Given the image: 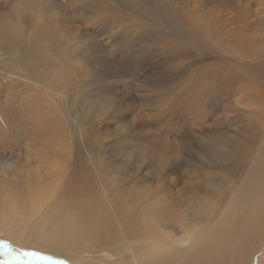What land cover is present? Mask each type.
Segmentation results:
<instances>
[{
    "label": "rangeland",
    "instance_id": "rangeland-1",
    "mask_svg": "<svg viewBox=\"0 0 264 264\" xmlns=\"http://www.w3.org/2000/svg\"><path fill=\"white\" fill-rule=\"evenodd\" d=\"M235 2L213 10L221 26L231 24L239 33L222 28L218 39L209 36L208 42L214 49L213 40L232 44L229 57L234 61L226 67L238 69V59L248 64L264 61V0ZM198 5L199 0H0V204L7 194L26 191L27 182L66 183L74 170L85 179V168L99 171L103 187L99 184L98 193L105 188L116 202L125 192L132 199L122 205L131 208L145 198L146 188L138 183L124 189L121 177L138 168L146 173L165 166V183L169 178L172 188H183L187 172H194L178 166L180 159L173 165L181 150L183 122L167 114L182 109L175 96L184 89L186 77L207 75L220 63L213 53L205 57L195 47L189 57L183 55L170 31L152 19H170L184 30L191 19L196 33L201 29L193 21L201 22ZM239 13L246 14L247 21L232 25ZM248 51L261 58L250 59ZM190 62L193 68L183 75L180 70ZM257 80L264 88V80ZM212 89L208 86L213 96ZM220 93L213 98L215 104L223 97ZM97 148L101 150L91 164V149ZM147 156L156 161L153 169ZM74 157L80 161L77 167ZM48 161L55 163L53 170L45 168ZM15 166L24 167L25 178L11 176ZM35 173L39 178L34 180ZM59 191L45 206H53L50 213L65 204L57 198ZM11 246L17 252L15 264H55L62 259L50 255L53 261L39 262Z\"/></svg>",
    "mask_w": 264,
    "mask_h": 264
},
{
    "label": "bare ground",
    "instance_id": "bare-ground-1",
    "mask_svg": "<svg viewBox=\"0 0 264 264\" xmlns=\"http://www.w3.org/2000/svg\"><path fill=\"white\" fill-rule=\"evenodd\" d=\"M235 3L199 0L201 22L193 21L201 29L196 33L191 19L189 29L184 30L170 19L151 14L156 21L153 24L161 21L160 26L170 31L183 55L189 57L191 47H195L202 56L213 53V60L220 63L207 75L193 80L186 77L184 89L175 96V101L183 103L182 109L167 114L169 119L183 122L181 150L173 165L180 159L178 166L194 172L193 176L187 172L183 188H172L175 184L169 178L165 183V166L149 173L138 168L121 177L124 189L138 183L146 188L145 198L136 200L131 208L126 203L132 197L125 192L116 202L109 198L107 189L98 193L99 184L103 185L96 168L92 171L97 178L85 168L89 176L85 179H79L78 170H74L66 183L61 179L27 182L26 191L7 194L0 204V242L59 256L72 264H264V256L260 258L264 255V88L257 80V76L264 80V61L248 64L238 59V69L226 67L234 61L229 57L232 44L226 45V39L213 40L214 49L208 42L209 36L218 39L222 28L231 30L230 34L239 33L231 24L221 26L213 10ZM246 21L247 15L239 13L231 22ZM158 38L166 41L164 36ZM221 46L228 53L221 51ZM250 54V59L261 58L248 51L247 56ZM191 68L190 62L180 71L185 75ZM208 86L214 87L213 96ZM218 90L223 97L215 99V104ZM235 103L245 107L238 108ZM100 150L91 149V164ZM76 158L77 167L80 161ZM152 158L147 156L150 168L156 163ZM45 168L53 170L55 163L48 161ZM24 170L15 166L11 176L23 179ZM37 178L36 173L32 175V179ZM58 191L57 198L65 204L57 213H50L53 206H45ZM14 252L10 248L5 253L0 248V264H15L14 258H18Z\"/></svg>",
    "mask_w": 264,
    "mask_h": 264
},
{
    "label": "snow or ice",
    "instance_id": "snow-or-ice-1",
    "mask_svg": "<svg viewBox=\"0 0 264 264\" xmlns=\"http://www.w3.org/2000/svg\"><path fill=\"white\" fill-rule=\"evenodd\" d=\"M11 247L12 246L7 241L0 242V248H3L5 250V253H7ZM20 254L22 256H25V257H31L34 260L39 261V262H51V261H53V257H51L50 255H47L41 251L22 250V252ZM6 264H7V262H6ZM55 264H67V261L62 260V259L56 260Z\"/></svg>",
    "mask_w": 264,
    "mask_h": 264
}]
</instances>
